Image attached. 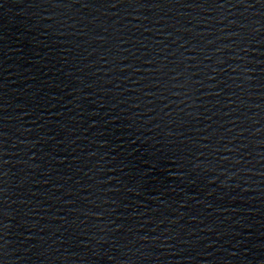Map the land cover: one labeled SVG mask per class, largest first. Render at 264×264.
I'll use <instances>...</instances> for the list:
<instances>
[{
	"label": "water",
	"instance_id": "obj_1",
	"mask_svg": "<svg viewBox=\"0 0 264 264\" xmlns=\"http://www.w3.org/2000/svg\"><path fill=\"white\" fill-rule=\"evenodd\" d=\"M0 161V264H264V0H0Z\"/></svg>",
	"mask_w": 264,
	"mask_h": 264
},
{
	"label": "snow or ice",
	"instance_id": "obj_2",
	"mask_svg": "<svg viewBox=\"0 0 264 264\" xmlns=\"http://www.w3.org/2000/svg\"><path fill=\"white\" fill-rule=\"evenodd\" d=\"M114 6V5H113ZM0 163H6V161H0ZM0 175H3V173H0Z\"/></svg>",
	"mask_w": 264,
	"mask_h": 264
}]
</instances>
